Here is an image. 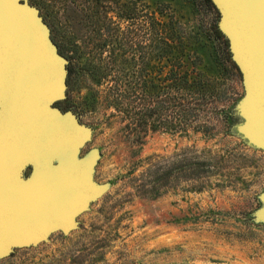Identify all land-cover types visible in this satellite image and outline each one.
<instances>
[{
    "label": "rangeland",
    "instance_id": "1",
    "mask_svg": "<svg viewBox=\"0 0 264 264\" xmlns=\"http://www.w3.org/2000/svg\"><path fill=\"white\" fill-rule=\"evenodd\" d=\"M29 1L51 29H61L73 54L57 106L90 130L76 157L94 154L91 178L102 193L70 231L16 245L0 264H264V148L236 130L253 117L238 110L245 80L223 74L222 49L210 33L213 23L224 34L214 2L216 10L205 0ZM161 9L178 16L226 93L216 101L209 131L149 130L139 144L103 100L110 77L94 84V44L103 39L99 30L111 33L108 43L123 45L129 63H139L151 44L157 65Z\"/></svg>",
    "mask_w": 264,
    "mask_h": 264
},
{
    "label": "water",
    "instance_id": "2",
    "mask_svg": "<svg viewBox=\"0 0 264 264\" xmlns=\"http://www.w3.org/2000/svg\"><path fill=\"white\" fill-rule=\"evenodd\" d=\"M212 1L247 87L238 110L253 117L236 130L264 148V0ZM68 62L40 8L0 0V258L70 231L102 193L91 178L94 154L76 157L90 130L57 106Z\"/></svg>",
    "mask_w": 264,
    "mask_h": 264
},
{
    "label": "trees",
    "instance_id": "3",
    "mask_svg": "<svg viewBox=\"0 0 264 264\" xmlns=\"http://www.w3.org/2000/svg\"><path fill=\"white\" fill-rule=\"evenodd\" d=\"M205 1L210 10H216L212 0ZM159 14L156 21L159 43L155 46L157 65L151 62V44L144 47V56L139 63H129L131 60L125 57L123 45L118 47L108 43L111 33L105 34L98 29L97 33L103 39L94 44V84L100 85L110 77V85L102 92L103 100L113 108L112 116L120 117L125 123L126 134L139 144L143 143L149 130L209 131L211 114L218 112L216 101L226 93L218 91L221 84L218 75L210 72L197 49L191 47V36L180 24L178 16L167 14L163 9ZM50 19V25L55 26ZM52 32L60 52L69 60V79L73 73L70 67L73 54L63 40L61 29L54 27ZM210 33L221 46L220 63L225 78L233 75L241 78L228 39L213 23ZM72 35L77 36V33L72 31ZM154 66L157 67L156 74L151 71ZM218 73L220 76V71ZM96 95L94 92V102L98 100ZM224 113L228 117V112Z\"/></svg>",
    "mask_w": 264,
    "mask_h": 264
}]
</instances>
